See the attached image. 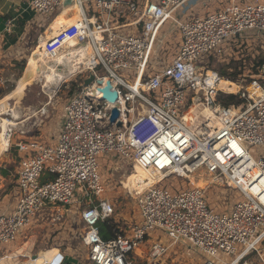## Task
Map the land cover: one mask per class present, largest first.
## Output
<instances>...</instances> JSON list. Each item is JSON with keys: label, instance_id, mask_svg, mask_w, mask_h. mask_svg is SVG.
<instances>
[{"label": "built area", "instance_id": "built-area-1", "mask_svg": "<svg viewBox=\"0 0 264 264\" xmlns=\"http://www.w3.org/2000/svg\"><path fill=\"white\" fill-rule=\"evenodd\" d=\"M199 1H145L140 6L139 0H31L36 18L49 17L70 4L76 8L77 20L67 21L46 40L40 36L37 43L50 57L72 39L89 46L91 60L70 78L84 71L94 80L87 86L82 83L64 106L53 142L26 139L34 125L25 126L14 139L19 120L6 131V152L13 146L18 168L15 205L0 213V252L17 243L38 218L71 204L78 190L86 203L80 213L85 226L82 243L92 264H133L132 252L156 230L172 241L154 242L148 251L151 259L184 241L206 256L216 258L221 251L232 257L222 264H240L250 253L264 264V83L259 82L264 81V63L256 67L250 82L238 80L235 107L216 102L218 94L227 91L217 87L222 79L218 72L204 64L209 57L224 55L227 45L245 33L264 37V4L234 2L204 15L188 14ZM166 21L181 36L168 64L153 55L157 31ZM129 27L135 32L124 31ZM98 68L104 74L99 75ZM116 71H130L134 78L123 79ZM100 80H110L117 90L115 104L103 99ZM114 107L119 116L111 123ZM3 109L0 128L3 118L14 119L10 102ZM236 143L240 154L231 147ZM249 146L262 148L257 159ZM100 155L119 157L165 178H184L204 169L237 181L243 200L234 202L229 213H216L204 189L193 185L177 191L160 187L161 182L143 191L127 187L135 194L139 219L128 231L114 229V235L104 240L98 223L112 218L115 210L103 197ZM237 245L242 246L239 252ZM253 262L249 264H257Z\"/></svg>", "mask_w": 264, "mask_h": 264}, {"label": "rangeland", "instance_id": "rangeland-1", "mask_svg": "<svg viewBox=\"0 0 264 264\" xmlns=\"http://www.w3.org/2000/svg\"><path fill=\"white\" fill-rule=\"evenodd\" d=\"M231 2L264 4V0H200L197 6L190 8L188 14L194 16L204 15L206 12L220 10ZM68 13L70 12L68 11ZM68 13L64 18L60 16L55 23L49 17L36 18L34 16L37 21L35 23H38L39 26H35L34 22L31 25L29 24L30 27L28 32L23 35V40L19 42L16 40L17 45L22 49L21 53L16 54L17 52L13 49L11 50L12 54L5 57L4 53L1 52L3 51L2 48H0V102H10L13 112L15 110L19 111V121L21 123L15 130L14 139L16 140L20 130H25V126L29 129L34 125L24 135L26 139H37L43 143L53 142L57 138L62 125L65 114L64 106L79 92L80 86L88 76V73L83 71L66 80L60 85L55 94L56 96L54 95L51 101L44 94L42 84L37 81L38 77L36 76V80H32L34 78L32 72L39 69L40 61L45 57V53L42 52L41 48H38V38L42 36L41 38L47 39L49 33L56 32L67 21L79 17L76 8L72 9L71 16ZM124 31L135 32L131 27L126 28ZM171 37H180L179 31L175 30ZM15 39L14 35L5 34L1 36L0 41L6 49L14 44ZM171 43L163 42L160 44L159 49L155 48L153 53L164 64L170 63L174 58L173 54L176 49ZM36 48L38 49L36 50ZM34 50L36 51L34 52ZM64 51L61 46L57 52L63 53ZM32 55H36L37 62L32 61L29 65L30 70L26 73V67ZM79 57L78 61H82L83 57ZM262 63H264V38L262 42L259 39L245 43L233 40L227 45L224 55L219 58L209 57L205 59L204 64L206 69L218 72L221 77L219 71H225L227 74L236 73L235 81L223 77L222 79L239 85L238 80L240 78L244 80L241 81L242 83L250 82V76L255 74L256 67ZM80 65V68L83 69L81 63ZM233 66H237V71ZM97 73L102 75L104 71L98 68ZM116 73L121 78L130 81L134 78L130 71H116ZM259 82L264 83L262 80H259ZM226 94L236 97L238 95L229 91ZM220 95L218 94L216 102L221 106L223 104L219 102ZM218 103L215 104L219 105ZM230 107L232 106L230 105ZM234 109L237 110V108ZM201 111H198L199 115L202 113ZM10 149L5 153L0 151V213L12 210L15 205L14 191L18 158L13 151V146ZM248 151L253 158L257 159L262 148L249 146ZM98 159L101 182L105 189L103 197L114 205L115 212L110 219H113L112 222L114 223L117 222L114 226L118 227L119 231L126 232L129 230L130 225L139 219V212L134 199L135 194L123 186V181L127 180L126 176L133 173V164L111 155H100ZM199 172H202V170ZM217 181L210 184L208 176L204 173L184 178L171 176L163 178L160 181V187H167L171 191L185 189L189 185L199 187L204 189L205 199L214 212L229 213L234 202L243 200V198L239 191L232 190L228 184L220 185ZM85 208L86 203L77 190L71 204L64 207H55L51 215L43 219L38 218L37 222L19 238L17 243L0 252V264H92L88 258V248L82 243L85 226L80 219V213ZM260 230L261 228L258 232ZM171 241L168 236L159 230L148 234L147 238L132 252L131 260L133 264H198L203 260H212L215 264H222V262L227 263L232 259L231 256L221 251L217 252L216 258L206 256L201 250L190 247L184 241L170 247L163 257L150 258L148 251L154 242L170 245ZM241 249V245L236 246V252ZM251 260L254 261L253 263L260 264V262H256L254 253H250L240 264H249Z\"/></svg>", "mask_w": 264, "mask_h": 264}, {"label": "bare ground", "instance_id": "bare-ground-1", "mask_svg": "<svg viewBox=\"0 0 264 264\" xmlns=\"http://www.w3.org/2000/svg\"><path fill=\"white\" fill-rule=\"evenodd\" d=\"M42 40H46L45 38H41ZM62 48L65 50L63 53L57 52L50 56L45 55L44 58L40 61V67L39 69L32 72L34 74V78L32 80H36V76L38 77L37 81L42 84V88L44 91V94L52 100L54 95L59 90V87L61 84H63L66 80H68L72 75H75L78 71V69L81 67L80 63L83 65L87 59L91 60L92 57V51L89 46H85L83 44H79L77 40L72 39L62 45ZM83 57L82 61H78L80 57ZM47 62H58L63 63L68 66L67 73H55V70L53 67H49L48 71H43L42 65ZM36 74V75H35ZM28 77V76H27ZM218 88L229 91L231 93H236L238 90V87L233 84L232 82L220 79L218 83ZM56 96V95H55ZM7 102L5 101L0 102V113H4V105ZM233 114L237 112L236 109L231 111ZM12 119H6L3 118L1 130H0V151L6 152L8 147V138L6 135V131L10 126H16L17 122L19 120V111L15 110V112L12 111ZM28 118V117H27ZM24 119V118H23ZM231 147L233 150L237 153H241V146L239 144H232ZM201 170L194 171L190 176H196L198 174L204 173L208 176V182L211 184H214L217 181L220 185H226L228 184L231 186L232 190L239 191L237 181H231L223 176H216L214 174L207 173L204 169L202 172H199ZM213 175V176H212ZM127 180L123 181V186L126 187V183L130 188H133L134 190L143 191L149 186L155 185L158 182L162 181L163 178L166 177V175L157 172V171H150L145 170L138 164H133V173H131L129 176H126ZM189 177V176H188ZM240 192V191H239ZM241 194V193H240Z\"/></svg>", "mask_w": 264, "mask_h": 264}, {"label": "crops", "instance_id": "crops-1", "mask_svg": "<svg viewBox=\"0 0 264 264\" xmlns=\"http://www.w3.org/2000/svg\"><path fill=\"white\" fill-rule=\"evenodd\" d=\"M145 1H158V0H139L140 6ZM30 2H31V0H0V40H1V36L5 35V34L14 35L16 37L14 44L11 47H8L6 49H4L3 43H2V41H0V43H1L0 48H2V50H3L1 52L4 53L5 57H7L8 55H11L12 54L11 50H13V49L17 52L16 54L21 53L22 49L19 45H17L18 44L17 41L19 42L20 40H23V38H24L23 35H25L26 32H28V28L30 27L31 23L34 22L35 26L36 25L39 26L38 23H35L37 21L35 20L34 13L30 7ZM231 3H234V2H231ZM198 4L199 3H197L195 6H197ZM73 8H75V7L71 4L67 8H58L52 15L49 16V18L51 20H53L55 23V21L60 16L63 18L66 17L68 11L70 12V13H68V15L71 16ZM187 12H189V10ZM206 13H204V14H206ZM179 16H181V15L179 14ZM75 20H77V19L75 18V19L69 20V21L73 22ZM175 30H177V29L173 25H171L169 23V21H166L160 27V29L157 31V39L158 40H156V42H155V48L159 49V46H161L160 44H162L163 42L171 43V41H172L173 45L175 46L174 49H176L180 44V41H181L180 37L181 36L180 37H171V34L175 33ZM263 38L264 37L254 36L252 33H245L243 36L235 39L234 41H236V42L239 41L241 43H245V42H249V41H257L259 39L260 42H262ZM171 39H173V40H171ZM15 46H16V48H15ZM38 48H40V47H38ZM155 48H154V50H155ZM36 50H34V52ZM34 52H33V54H34ZM32 61L37 62L36 61V55L31 56L30 62L26 67V73H27V71L30 70L29 65ZM64 116H65V114H64ZM63 119H64V117H63ZM1 153H5V152H1ZM127 187H128V185L126 186V188ZM112 220L110 221V223L114 226L117 222L115 221L116 223H114V222H112ZM117 229H118V227H117Z\"/></svg>", "mask_w": 264, "mask_h": 264}, {"label": "water", "instance_id": "water-1", "mask_svg": "<svg viewBox=\"0 0 264 264\" xmlns=\"http://www.w3.org/2000/svg\"><path fill=\"white\" fill-rule=\"evenodd\" d=\"M53 67V69L55 70V73H63L66 74L67 73V68L68 66L66 64L63 63H58V62H47L45 64L42 65V69L43 71H48L49 67ZM93 75L89 74L88 77L83 81V86H87L91 83H93ZM97 85L101 86L98 87L99 92L102 93V97L103 99H105L106 101H108L110 104H115L117 98H118V94H117V90H115V88L112 86L110 80H100L97 81ZM119 116V111L117 107H114L111 110V117H110V122L114 123L117 118ZM120 123L117 122V126Z\"/></svg>", "mask_w": 264, "mask_h": 264}, {"label": "trees", "instance_id": "trees-1", "mask_svg": "<svg viewBox=\"0 0 264 264\" xmlns=\"http://www.w3.org/2000/svg\"><path fill=\"white\" fill-rule=\"evenodd\" d=\"M230 67V66H229ZM232 68V67H230ZM233 68L237 71V66H233ZM219 73L222 75L223 78L225 79H230L232 81H235V76L237 75L235 74H227V72L225 71H219ZM228 92V91H227ZM220 98H219V102L221 104H223L224 106H237L236 104L239 103L237 100L236 96L230 95V94H225V93H220ZM3 174H5V172H3ZM111 219L105 220V221H100L98 223V229H99V234L101 236L102 239L106 240L109 237L111 238L114 233L113 230H119L117 229V227L113 226L110 223ZM108 235V236H107Z\"/></svg>", "mask_w": 264, "mask_h": 264}]
</instances>
